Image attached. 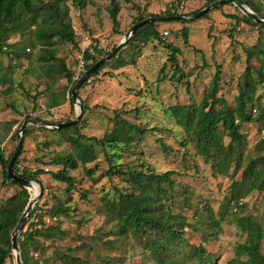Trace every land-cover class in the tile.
<instances>
[{
    "label": "rangeland",
    "instance_id": "rangeland-1",
    "mask_svg": "<svg viewBox=\"0 0 264 264\" xmlns=\"http://www.w3.org/2000/svg\"><path fill=\"white\" fill-rule=\"evenodd\" d=\"M35 1L40 5L59 2L63 8L69 7L75 42L57 41L55 55L74 73L75 81L86 73L83 52L91 45L104 53L113 52L123 43L138 18L152 15L166 17L174 8L179 9L181 16L187 17L206 9L205 0H117L120 26L119 33L115 34L110 16L112 0H84L87 7L83 11L73 6V0ZM252 3L264 14V0H252ZM231 4L215 8L205 18L188 24H183L185 21L158 24L162 42L173 44L181 50L178 56L180 74L175 72V67L169 62L171 53L161 41H146L150 31L142 34L134 45L126 44L116 56L119 60H135V64L115 70L119 60H113L114 57L100 74L93 75L83 84L78 95L88 110L83 109L82 114L80 107L72 105L69 100L72 85L64 76L55 73L50 76L47 64L39 62L41 46L34 43L31 33L12 37L10 42L26 53L20 60L0 55V78L4 77L6 82H0V149L5 154V160L15 153L19 131L28 118L58 124L74 121L81 114L77 123L82 129L81 134L97 139H102L113 130L116 113L140 129H158L145 135L142 143L136 140L130 151L122 148L115 151L108 149L106 152L93 141L88 142L89 146L94 147L96 161L86 166L80 163L79 168L71 172V176L76 179L73 192H67L66 185L54 181L50 175L40 177L43 193L30 214V217L35 214L36 218L31 221L28 218L18 237L19 241L23 232L35 229L33 226L37 219H42L43 225L45 222L44 226L50 227L48 233L53 238H38L40 251L34 248L30 250V256L37 264H62L61 257L67 254L72 256L73 264H103V259H108L110 264H157L143 248L141 241L133 235H113L117 232V222L107 208L108 198L115 196L114 189L126 192L129 186L126 180L106 176L112 165L107 153L113 157V164H122L125 168L138 170L151 165L157 174L168 171L177 173L173 177L175 188L172 193L175 196V202L172 203L175 215H183L190 225L196 223L194 210L203 212V207L212 209L217 218L224 215L221 229L208 242L202 241L204 229L195 231L187 227L188 244L196 247L203 245L211 255L210 264H239L236 248L245 242L246 236L234 220L251 216L264 228L262 193L248 196L243 209L232 205L226 213L223 201L233 181L241 180V173L234 175L231 171L229 177L214 176L211 166L205 164L193 144L187 147L181 145L186 134L177 121L166 113L177 106L198 107L211 88L218 66L222 70L220 96L234 106L239 96L238 86L247 80L246 50L253 47L264 50V30L245 22L237 23L230 18L244 16L239 8ZM183 28L189 31V45L184 43L181 34ZM35 29L33 27L32 31ZM139 50L140 55L137 56ZM260 67L254 58L252 78L257 81ZM110 74L116 76L113 78ZM64 95L67 102L60 104ZM53 96L58 105L49 109L47 104ZM258 98L264 107V90L261 86L255 90V99ZM253 117H258V113L253 112ZM26 129L29 132L23 142L20 171H57L47 168L46 164L58 153L71 152V145L55 130L34 125H28ZM242 133L247 143L244 155L256 157V144L264 139V121L245 124ZM228 142L229 139H226L225 143ZM87 169H93L92 178L86 174ZM2 170L0 164V205L20 191L18 186L4 179ZM36 187L39 196L40 188ZM28 192L30 198L34 199L33 192ZM169 205L166 202V207ZM57 206L63 207V210L70 209V213L65 214L63 210L56 209ZM180 251L178 264H201L191 257L189 247L185 246ZM262 252L264 254V242ZM11 255L7 264H16L13 251Z\"/></svg>",
    "mask_w": 264,
    "mask_h": 264
},
{
    "label": "trees",
    "instance_id": "trees-1",
    "mask_svg": "<svg viewBox=\"0 0 264 264\" xmlns=\"http://www.w3.org/2000/svg\"><path fill=\"white\" fill-rule=\"evenodd\" d=\"M205 1L206 8L218 1H225V4L216 9L232 5V0ZM233 1L246 5L256 14L264 18V14L252 3V0ZM112 2L110 16L113 22V31L115 34H118L120 26L118 15L120 8L117 0H112ZM73 6L83 11L86 9L87 3L84 0H73ZM202 10L204 9L198 10L191 15L199 13ZM210 13L211 12L201 19L205 18ZM172 16L184 17L181 16L177 8L171 9L166 17ZM152 17L159 16L152 15L149 18ZM229 17L235 19L237 23L245 22L248 25L264 30L263 24H256L245 15L242 18L237 16ZM149 18H138L135 25ZM159 23L161 22L146 24L138 30L135 37L128 41L127 45H134L135 41L147 31H150V34L146 37L147 42L153 40L162 42L157 28ZM188 23L189 22H183V24ZM33 27L36 28L34 31H32ZM27 32L31 33L34 43L41 46L38 57L39 62L44 65L47 64V72L50 76L53 73L64 76L69 84L72 85L70 89L72 94V90L79 79L75 81L74 73L67 68L64 61L58 59L55 55L57 41L65 43L75 42V33L71 24V19L69 18V7L65 6L63 8L59 2L54 4L43 3L40 5L35 0H0V55L20 60L22 55L26 52L18 50L16 45L12 44L10 41L14 35L19 34L26 36ZM181 34L185 45H189L188 29L183 28ZM168 35L167 33V36ZM162 43L171 53L169 62L175 67V72L178 74L182 73L178 62V56L181 54V50L173 44ZM117 48H114V50ZM246 52L248 65L246 69L247 80L245 84L238 86L239 96L235 99L234 106L230 105L228 100L222 95L220 96L222 70L221 67L218 66L211 88L198 107L177 106L166 111L167 115L173 117L186 134V138L181 145L187 147L189 144H193L198 155L203 158L205 164L211 166L214 176L229 177L231 171H233L234 175L241 173V180L233 181L229 187V194L223 201V207L226 209V213L227 209L232 205L237 209H243L244 206H246L244 200L253 193H262L264 200V139L259 140L256 144L255 150L258 155L253 158L246 157L244 155V149L247 143L242 133V128L245 124L252 122L262 123L264 121V107L260 104L261 99H255V90L257 86H261L264 90V50L253 47L247 49ZM109 54L110 53H104L97 46L93 47L91 45L87 48L83 53V63L86 72ZM139 55L140 50L137 56ZM118 58V56H115L113 60H119ZM254 58H256L261 65L258 70V81L252 78ZM109 63H111V61L102 64L94 73V76L100 74ZM134 64L135 60H119L116 63L115 70ZM44 69H46V67H44ZM115 76L114 74H110V77L114 78ZM3 79L4 77L0 78V82L6 84ZM11 84H13L12 81ZM69 100L71 104L74 105L72 96ZM66 102L67 97L64 95L60 104ZM81 104L85 111L88 110L85 104ZM56 105H58V102L53 96L50 98L47 107L50 109ZM253 112H257L258 117H253ZM113 120L115 122L113 130L106 133L102 139L85 137L81 134L82 129L78 124L55 130V133L65 137L66 142L70 144L72 148V151L69 153H58L53 157L50 163L46 164L47 168H55L57 171L53 172L49 169H38L36 171L24 169L21 172L19 166L21 163L20 157L23 154L22 149V152H20L15 162V174L26 180L35 179L40 183L41 176L50 175L54 181L65 184L67 192H73L76 189V179L71 176V172L76 171L80 163L86 166L96 161L94 147L89 146L88 142L93 141L106 152L108 149L115 151L116 149L122 148L126 151H130L136 140L142 143L145 135L152 130H158L140 129L123 119L119 113H116ZM28 132L29 130L26 129L24 139H26ZM16 135H18V132ZM226 139H229L228 143H225ZM1 144L2 141L0 139V145ZM163 148L166 149V146L163 145ZM13 155L14 153L10 155L8 160H5V154L0 149V164L2 165V162L8 164ZM107 156L112 165H110L106 176L109 178L118 177V179L126 180L129 186L126 192L120 191L118 188L114 189L115 196H113V198H108L109 194H107L109 200L107 202V208L113 214L117 222V232H114L113 235L117 237L126 236L128 234L133 235L141 241L143 248L157 264H178L179 261L177 257L181 252L180 249L185 246L190 248L191 257L198 263L210 264L211 255L207 253L203 245L196 247L188 244L187 227L194 228L195 231L204 229L202 241L208 242L209 238L215 236L221 229L224 215L217 218L212 209L203 207V212L194 210L196 223L190 225L186 217L173 213L172 203L175 202V196L172 195L175 188L173 177L176 176L177 173L168 171L163 174H157L153 171L151 165L147 166V168L143 167L138 170L134 168H125L122 164H113L111 160L113 157L108 153ZM2 172L7 182L20 188L17 194L0 205V264H7V261L12 258V233L19 223L31 198L26 189L18 183L8 179L4 168ZM86 174L92 178L94 175L93 169H87ZM166 202H169L171 205L166 207ZM189 208L192 207L190 206ZM52 209H54V207ZM56 209L63 210V207L57 206ZM63 211L65 214L70 213V209L68 208ZM219 212L221 213V210ZM34 217L36 218L35 214H32L30 221ZM234 223L246 236L245 242L239 244L236 248L238 263L264 264V254L262 252L264 228L262 224L251 216L237 217ZM44 225L42 219H37V223L33 226L35 229L22 233L21 239L19 240V247L23 264H37L33 257L30 256V250L34 248L36 251H40L41 243L38 241V238H53L49 236L48 233L50 227L47 228ZM53 236L56 235L53 234ZM112 244L111 242V245ZM242 258H245V260H242ZM61 260L62 264H73L70 254L63 255ZM103 260V264H110L108 259Z\"/></svg>",
    "mask_w": 264,
    "mask_h": 264
},
{
    "label": "water",
    "instance_id": "water-1",
    "mask_svg": "<svg viewBox=\"0 0 264 264\" xmlns=\"http://www.w3.org/2000/svg\"><path fill=\"white\" fill-rule=\"evenodd\" d=\"M237 8L240 9V11L246 16L248 17L250 20L254 21L256 24H263L264 25V18L259 16L258 14H256L254 11H252L249 7H247L246 5L240 3V2H236V1H231ZM225 1H218L216 3L211 4L210 6H208L206 9L200 11L199 13H196L194 15L191 16H187V17H179V16H172V17H152L147 19L146 21H143L137 25H135L131 31H129V33L126 35L125 40L123 41V43L117 48L115 49L113 52H111L108 56H106L105 58L101 59L97 64H95L89 71H87L83 77H81L79 79V81L76 83V85L74 86L73 90H72V97H73V103L74 105H77L80 107L81 109V114L83 112V106L79 100L78 97V91L80 89V87L85 84L87 81H89V79L94 75V73L99 69V67L110 61L111 59H113L116 54L118 53V51L124 47L128 41H130L138 32V30H140L142 27H144L146 24L152 23V22H178V21H185V22H191V21H195L198 19H201L202 17H204L206 14H208L209 12H211L213 9L224 5ZM79 115L74 121H70V122H65V123H61V124H51L49 122L37 119V118H31V119H27L24 121L20 131H19V135H18V141H17V145H16V150L15 153L12 157V159L10 160V162L7 164L6 162H2V166L6 172V175L8 177V179L10 181L16 182L18 183L20 186H22L24 189L28 190V191H32L34 185L38 186L40 188V195H36L34 199H30L19 223L17 224L16 228L14 229L12 236H11V241H12V251L15 257V261L16 264H23L22 261V257H21V250L19 247V241H18V237L20 235V233L24 230L26 224H27V220L30 217V214L35 206V204L38 202L39 198L41 197L42 193H43V189L41 186V183L35 179H31V180H26L22 177H19L15 174L14 171V167H15V162L20 154V152L23 149V142H24V134L26 131V128L28 125H34L37 126L39 128H43V129H52V130H60V129H64L67 127H71L76 125L81 116Z\"/></svg>",
    "mask_w": 264,
    "mask_h": 264
},
{
    "label": "bare ground",
    "instance_id": "bare-ground-1",
    "mask_svg": "<svg viewBox=\"0 0 264 264\" xmlns=\"http://www.w3.org/2000/svg\"><path fill=\"white\" fill-rule=\"evenodd\" d=\"M33 195L36 196L37 195V187L36 185H34L33 189H32Z\"/></svg>",
    "mask_w": 264,
    "mask_h": 264
},
{
    "label": "built area",
    "instance_id": "built-area-1",
    "mask_svg": "<svg viewBox=\"0 0 264 264\" xmlns=\"http://www.w3.org/2000/svg\"><path fill=\"white\" fill-rule=\"evenodd\" d=\"M165 35H167V33H165ZM84 53V52H83Z\"/></svg>",
    "mask_w": 264,
    "mask_h": 264
}]
</instances>
